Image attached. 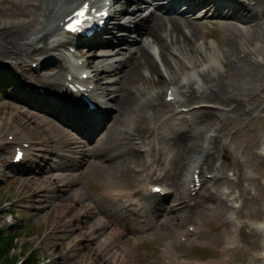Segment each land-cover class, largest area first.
<instances>
[{"label": "rangeland", "instance_id": "rangeland-1", "mask_svg": "<svg viewBox=\"0 0 264 264\" xmlns=\"http://www.w3.org/2000/svg\"><path fill=\"white\" fill-rule=\"evenodd\" d=\"M158 2L163 3L164 1L158 0ZM130 5V9H133V4ZM18 6L16 0H0V26L6 21L11 23L15 19H19L16 15L19 14L17 13L19 12ZM120 7L119 3L117 8ZM202 21L198 24V37L201 39L199 42L213 44L217 51L221 52L227 39V32L222 21L211 17ZM112 35H106L101 40L108 39L110 41ZM203 35L206 36L205 40L202 39ZM115 37L121 39V35ZM127 39L129 42L135 40L139 42L140 38L136 32L131 31ZM235 43L237 44L236 50L241 56H244L240 40L237 39ZM260 46L259 42H255L254 47L259 48ZM90 50L91 48L86 51V54L90 53L91 56L93 53ZM111 58L114 63L124 57L116 55ZM3 59L5 58L0 60ZM255 59H257L255 56L248 57L251 62ZM222 61L224 62V60ZM224 66V70L220 69L219 73L226 78L232 70L230 66L225 64ZM54 69L53 66L48 65L39 74L42 77L55 75ZM214 74L217 73L214 72ZM109 75L105 74L101 82L116 81V88L123 92L125 85L124 82L120 83L119 81L120 74ZM258 75L260 78L258 95L248 104L250 113H245L246 116L244 115L241 119L235 120L226 114L220 116L222 112H218L215 115L219 119L210 121L209 114L204 112V114L188 117V124L174 121L162 127L163 132L173 140L178 133L183 131H188V133L193 130L206 132L200 141L199 152L195 154V158L199 160L205 155V150L207 152L209 136L215 134L214 132L219 126L223 127L225 147L219 150L212 161V166L219 165L221 162V168L225 171L226 180H221L218 184L221 186L225 185L224 183L237 184L229 181L228 171H233L235 176L240 172L253 178L251 183L241 182L240 184L243 208L227 211L220 197L216 196L211 197L210 200L200 199V204L197 203L193 209L182 204L183 201L180 200L174 183L172 185L174 178H171V174L177 172L179 165V160L177 161L179 153L175 142L171 141L172 149L170 145L167 146L175 154L170 172L167 170L170 161L166 157L161 159L159 172L150 175V166L147 167V161H152V158L134 151L128 158L112 156L129 149V142H127L129 130L136 131L135 137L132 138L135 139L132 141L133 144L138 141L146 142L147 148L153 149L157 136L146 129L152 128L160 116L163 117L171 113L173 109L159 115L155 121L152 120L153 123L150 125L145 119L140 121L138 117H136L134 125L123 123V115L115 112L110 115L106 124L96 130L92 136L81 138L68 124L57 121L53 113H50L53 111L51 108L34 109L33 106L19 99L18 91L13 92V87L4 81L5 75L0 71V121L10 128L9 131L15 127L21 134H27L30 139L36 142L37 147L42 146L46 151V153L40 154L39 158L33 157L23 166L14 168L9 167L8 164L10 162L9 150L7 148L0 149V205L10 204L8 208L1 209L0 227H7L4 216L10 215L14 220L11 230L19 229L21 225H27L28 227L24 228V235L18 239L19 246L27 247L26 254L36 253L40 261L47 258L53 259L52 264H86L97 254L98 245L107 236L108 227L113 226L121 228L124 226V229L128 230L124 237L116 238L118 239L117 243L111 247L114 253L122 255V248L126 247L131 252L139 254L138 258L133 257V253L128 255V259L133 260L130 261L131 263L141 259V264H163L161 253L156 247L163 246L164 248L167 242H174L176 234L187 225L200 228L199 240L206 244L203 248L190 249L174 245L173 248L179 257L220 260V251L225 246L226 236H232L236 242H241V244H239L238 250L232 254L229 264H239L241 257L245 258L244 262H248L251 251L250 253L245 252L246 248L243 246L251 247L249 243L258 241L260 235L252 233L248 228H239L236 226L235 220L230 222V217L238 215L245 221L252 219L250 222L254 224L264 219V211L260 209L255 212L254 207L251 206L252 197L257 200L259 207L264 206V67L259 69ZM224 81L227 82V79ZM232 87H228V89L231 90ZM152 90L159 92L162 98L163 90L160 87H155ZM147 92L148 90H145L140 97H138L139 95L135 96L129 115L137 116L136 111L140 108L143 99L147 97ZM158 112V108L154 111L150 109L148 116L152 118L154 113ZM120 127L122 128L121 132L118 131ZM172 129L176 132L173 130L170 133ZM0 130L5 133L2 129ZM92 137L94 138L91 141ZM142 146L141 143L138 147ZM90 148L94 150L93 156L86 155ZM221 155L225 159H222ZM57 165L62 168L52 170ZM131 167L142 168L143 172L136 174ZM55 176H61L60 180L56 181ZM106 180L110 181L112 187L124 188L135 193L136 201L146 209H150L149 215L157 218L155 229H149L148 223L144 218H141L140 214L135 215L133 211H128L126 203H114L105 199L103 197L105 190L103 182ZM143 183L166 185L171 187L173 194L163 201L155 200V198L148 197L143 189L137 187ZM63 185L65 186L62 187ZM49 187H54L58 191L55 193L46 192ZM243 189L246 190L245 193L242 191ZM78 191L84 193L82 202L74 199V194ZM229 205L231 206L232 203ZM170 206H172L173 212H169ZM164 207L167 210L165 213L160 211ZM89 208L92 214H84ZM140 212L141 210L137 213ZM234 212L236 214L232 215ZM102 220L106 221L107 225H98ZM96 226L97 231L92 241L70 247L77 237L82 235L87 237L90 228ZM37 241L43 242L39 247L37 246L38 249L34 252L31 249ZM19 246L9 256L16 257L18 262L23 256ZM250 249L254 251L259 247L253 246Z\"/></svg>", "mask_w": 264, "mask_h": 264}, {"label": "bare ground", "instance_id": "bare-ground-1", "mask_svg": "<svg viewBox=\"0 0 264 264\" xmlns=\"http://www.w3.org/2000/svg\"><path fill=\"white\" fill-rule=\"evenodd\" d=\"M16 1L21 10L20 14H16L19 19H15L17 21L11 23L6 21L0 27V58H5L4 60L16 64H25L31 60L30 63L37 62L38 66L42 67L50 62L56 64L55 66L58 68L56 75L38 80L39 83L46 86L45 88L49 92L59 91L57 87L66 79L62 81V69L56 52L60 51V48H64L66 43L58 36L56 26L59 19L73 8L76 0ZM225 1L164 0L162 3L158 0H115L116 3L121 4L120 11L115 14V20L118 21L116 28L124 31L120 34L123 37L119 39L112 35L110 42L98 44L97 49L92 56H89L88 60L71 70V76L75 79L77 74L80 75L88 72L89 69H94L93 78L89 79L88 83L94 86L93 91L97 93L103 106H105L103 114L106 116L105 121L96 130L102 128L110 115L115 112L123 115V123L134 125L136 117H138L140 121L145 119L150 125L153 123L152 120L155 121L159 115L173 107V103L165 102L169 90H172L173 96H180V99L175 103L179 107L188 109L187 112L180 114V116L175 113L171 118L163 120L161 124L156 125L154 123L152 128L146 129V131L154 132L157 138L155 147L150 149L145 156L157 161L158 164L161 163L163 157H166L170 161L167 169L170 172L175 154L167 146L171 144V141L175 142L179 153V157H177L179 165L177 172L171 174V178H174L172 185L174 183L180 200L183 201L182 204L189 198L187 185L196 170H211L210 174L213 175V178L208 182L211 186L219 180H226L225 171L220 166H212V161L218 150L225 147L223 142L225 134L223 127L219 126L214 132L216 134L209 136L207 152L205 150V155L199 160L195 158V154L199 152L200 141L206 132L193 130L188 133V131H183L178 133L173 140L163 132L162 127L174 121L188 124L190 117L204 114V112L209 114L210 121L211 119H219L215 115L218 112H222L220 116L226 114L235 120L241 119L245 113H250L248 104L258 95L260 85L258 71L264 67V0H232L229 3ZM208 2L209 4H207ZM181 3L185 5L183 7L185 9L183 12H178V6ZM130 4H133V9H130ZM147 10L149 12L145 14ZM196 13H198L197 16ZM210 17L221 20L227 32V39L221 52H218L213 44L199 42L201 39L198 37V24L201 20ZM131 31L137 33L140 38L139 42L137 40L128 41L127 36ZM53 38H57L56 45L49 44ZM205 38L206 36L203 35L202 39L205 40ZM237 39L240 40V45L243 47L244 56H241L236 50L237 44L235 42ZM255 42H259L261 46L259 48L254 47ZM42 44L44 46L38 49V46ZM154 49L157 50L156 53ZM116 55H121L124 58L115 61L116 64H114L111 57ZM249 56H255L257 59L251 62L248 60ZM33 58L35 61L32 60ZM223 63L230 66L232 70L226 78L219 73L220 68L224 69ZM213 70L217 74H214ZM163 71H166L170 76L168 79L164 78ZM105 74H120L119 81L120 83L124 82L125 85L123 92L116 88V81L102 83L101 80ZM182 79L185 81L181 82ZM225 79L227 82L224 81ZM197 86L198 89L195 88ZM155 87H160L164 91L162 98L159 92L152 90ZM228 87H232V89L229 90ZM145 90H148L147 97L143 99L140 108L137 109V116L129 115L135 96L139 95L138 97H140ZM193 104L205 105L208 108L195 109ZM210 106L215 108L210 109ZM111 107L116 111H113ZM156 108L159 109V112L154 113L150 118L148 116L150 109L154 111ZM0 125H2V121H0ZM120 129L122 128L120 127L118 131ZM135 132L129 130L127 133L129 149L112 155L114 158H123L124 156L128 158L131 152L133 154L135 149L132 141L135 139L132 138L135 137ZM93 138L90 140L92 141ZM170 148L172 149V145ZM93 154L94 150L90 148L86 155L93 156ZM105 161L103 162L105 163ZM58 168L61 169L62 166L57 165L52 170ZM236 176L238 178L237 184H231L228 193H224L215 187L209 189L203 198L210 200L213 196L220 197L227 211H231L232 206L229 205V198L233 195V189L241 187V182H253V178L245 173L238 172ZM59 178L60 176H56V179ZM109 182L108 180L103 182L106 195L113 193L124 195V188L112 187ZM145 186L143 184L139 188ZM244 191L246 190L243 189ZM74 195L81 196L83 194L78 191ZM171 195L172 193H169L163 199H168ZM126 196L132 198V196ZM164 205L166 206L165 203ZM251 206L254 207L255 212L260 211V209L264 211V206L259 207L254 197L251 198ZM168 210L169 212L174 211L172 206ZM160 211L167 212L166 207ZM234 214L236 213L234 212ZM100 224L103 222L98 225ZM262 225H264V221L260 226ZM252 229V233L259 234L260 238L258 241L249 243V245L259 247L256 254H258L257 251L261 253L258 259L264 264V256L262 255L264 253V227H260L259 231H256L258 230L256 227H252ZM181 232L176 236V243L182 235ZM228 247L238 248V244L232 236H226L225 247L221 250L223 260L218 264H226L223 261L230 255L227 250ZM123 248L124 254L132 253L126 247ZM170 248L171 243H167L166 249L170 250ZM255 263L252 255L249 262L243 264Z\"/></svg>", "mask_w": 264, "mask_h": 264}, {"label": "trees", "instance_id": "trees-1", "mask_svg": "<svg viewBox=\"0 0 264 264\" xmlns=\"http://www.w3.org/2000/svg\"><path fill=\"white\" fill-rule=\"evenodd\" d=\"M20 235L19 232L14 234L8 233L5 230H0V264H14L15 258H9L11 251L15 248V239ZM37 260L35 257L27 264H35Z\"/></svg>", "mask_w": 264, "mask_h": 264}, {"label": "snow or ice", "instance_id": "snow-or-ice-1", "mask_svg": "<svg viewBox=\"0 0 264 264\" xmlns=\"http://www.w3.org/2000/svg\"><path fill=\"white\" fill-rule=\"evenodd\" d=\"M87 8H88V5L85 4V5H84V9L87 10ZM83 15H84V12H83V11H81V12H77V13H76V16H77V17L83 16ZM82 22H83V21L77 20V21H76V26L70 27L69 30H70V31H78V30H79V25L82 24Z\"/></svg>", "mask_w": 264, "mask_h": 264}]
</instances>
